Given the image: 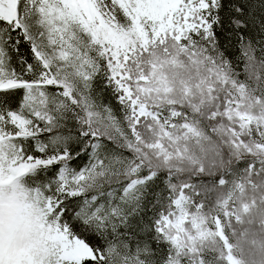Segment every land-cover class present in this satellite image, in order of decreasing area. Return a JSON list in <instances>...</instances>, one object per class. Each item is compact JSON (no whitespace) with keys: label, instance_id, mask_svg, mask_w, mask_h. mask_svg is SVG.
<instances>
[{"label":"snow or ice","instance_id":"snow-or-ice-1","mask_svg":"<svg viewBox=\"0 0 264 264\" xmlns=\"http://www.w3.org/2000/svg\"><path fill=\"white\" fill-rule=\"evenodd\" d=\"M0 264H264V0H0Z\"/></svg>","mask_w":264,"mask_h":264}]
</instances>
